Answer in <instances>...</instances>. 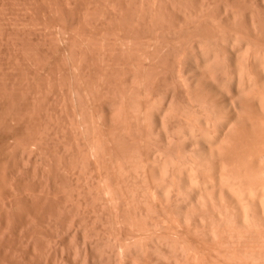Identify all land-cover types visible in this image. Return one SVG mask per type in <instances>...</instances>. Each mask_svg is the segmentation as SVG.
I'll list each match as a JSON object with an SVG mask.
<instances>
[{
  "label": "bare ground",
  "instance_id": "6f19581e",
  "mask_svg": "<svg viewBox=\"0 0 264 264\" xmlns=\"http://www.w3.org/2000/svg\"><path fill=\"white\" fill-rule=\"evenodd\" d=\"M0 264H264V0H0Z\"/></svg>",
  "mask_w": 264,
  "mask_h": 264
},
{
  "label": "rangeland",
  "instance_id": "374dc122",
  "mask_svg": "<svg viewBox=\"0 0 264 264\" xmlns=\"http://www.w3.org/2000/svg\"><path fill=\"white\" fill-rule=\"evenodd\" d=\"M53 31H54V30H53ZM53 31H52V32H53ZM54 32H55V31H54ZM54 34H55V33H54ZM71 251H73V249H71Z\"/></svg>",
  "mask_w": 264,
  "mask_h": 264
}]
</instances>
